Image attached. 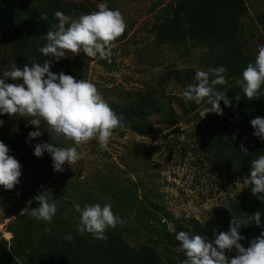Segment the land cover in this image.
<instances>
[{"label":"rangeland","instance_id":"obj_1","mask_svg":"<svg viewBox=\"0 0 264 264\" xmlns=\"http://www.w3.org/2000/svg\"><path fill=\"white\" fill-rule=\"evenodd\" d=\"M241 1L243 14L237 18L221 16L220 25L200 28L187 0H107L126 23L110 59L81 52L56 61L39 48L58 18L49 23L42 14L51 7L74 21L105 0H9L7 5L0 0V78L13 65L50 60L51 71L94 83L124 124L113 130L106 149L95 139L85 142L77 146L82 159L73 169L65 164L56 172L47 153L33 154L35 143L50 140L46 123L41 122L42 135L26 143L35 126L18 115H0V141L21 164L19 187L0 186V264H182L179 242L175 235L168 240L166 232L176 228L212 240L213 230H228L237 199L251 193L250 184L243 187L248 175L238 162L227 163L229 135L216 121L219 115L210 112L201 119L205 105L185 103L182 92L192 77L196 83V71L222 65L226 82L215 89L230 101L241 93V72L264 45V0ZM175 70L191 71L179 78ZM220 107L226 108L223 101ZM129 108L138 115L130 117ZM61 146L73 145L65 140ZM40 193L57 205L50 233L24 211L37 206L34 197ZM93 203H110L127 223L107 229L106 240L79 235L74 205ZM259 227L264 228V215L260 226L241 227L244 247L260 235ZM225 255L230 259L235 249Z\"/></svg>","mask_w":264,"mask_h":264},{"label":"clouds","instance_id":"obj_2","mask_svg":"<svg viewBox=\"0 0 264 264\" xmlns=\"http://www.w3.org/2000/svg\"><path fill=\"white\" fill-rule=\"evenodd\" d=\"M54 15L58 23L54 30L47 31L46 43L39 51L43 56H51L56 61L68 53L75 55L81 52L89 58L109 60L112 43L122 36L126 28L121 12L110 9L107 0L97 4L96 11L81 15L74 21H70L60 11ZM41 18L46 21L47 15L42 14ZM50 63V60L42 63L33 61L23 68L13 65L11 70L3 72L0 78V115H18L35 126V130L28 132L26 143L40 137L41 122L46 123L50 140L35 143L33 154L41 157L47 153L51 157L53 170L62 172L65 164L71 167L82 159L77 146L95 139L99 148L104 150L113 130L122 128L124 124L123 118L113 111L94 83L85 79L77 80L63 71L55 73L50 70ZM225 72L226 68L222 65L207 71H196V83L184 88L182 98L185 103L205 105L199 112L201 119L210 112L222 115L220 101H223L225 107L231 105L225 92L215 89V85L225 84ZM9 78L12 83L8 82ZM237 83L248 100L264 95V45L257 47L255 60L242 70L241 79ZM3 123L0 120V125ZM250 124L254 129L252 135L264 141V117H255L250 120ZM65 140L71 141L73 146H61ZM241 151L246 152L243 145ZM9 152L8 146L0 141V186L7 190L13 189L21 176V164ZM249 184L252 195L264 202V154L251 160L250 175L243 181V187ZM34 199L37 206L25 208L24 211L34 220L43 222L44 232L50 233L49 225L57 213V205L41 193ZM223 206L231 213L227 202ZM74 209L80 214L77 233L81 236L87 233L94 239L106 240L107 229L127 223L126 219L112 211L110 203L86 204L83 208L74 205ZM175 215L179 217L180 213ZM190 215V212H186L185 219ZM261 217L259 211L246 217L231 215L228 230L219 233L213 230L212 240L201 234L177 232L175 239L185 257L182 264H264V228L247 247L240 243L244 239L240 234L241 227H248L253 222L260 226ZM162 222L167 221L162 218ZM65 239L71 241V234L66 235ZM233 249L235 255L228 259L225 250L230 252Z\"/></svg>","mask_w":264,"mask_h":264},{"label":"trees","instance_id":"obj_3","mask_svg":"<svg viewBox=\"0 0 264 264\" xmlns=\"http://www.w3.org/2000/svg\"><path fill=\"white\" fill-rule=\"evenodd\" d=\"M3 1L6 2L7 0ZM8 1L4 4L7 5ZM187 4H189L187 8L190 14L196 17V21L199 23L200 28H202L204 24L211 28L220 25L218 19L221 16L232 14L237 18L239 14H243L242 12L244 9L241 0H187ZM239 11L240 13H238ZM56 12V9L53 10L51 7H48L45 14L47 15L49 23H55L57 17H55L54 14ZM190 71L191 70H175L174 74L180 78L182 72L187 73ZM184 76L187 80L188 75ZM192 79L193 77L189 81L190 84H192ZM189 83L186 84V86L189 85ZM191 105H194V103L191 102ZM128 111L130 117L138 115L133 108H129ZM258 116L264 117V95L254 100H248L245 98L241 89L239 96L231 101V105L226 107L222 111V115H219L216 120L228 130L229 138L225 140L229 141L226 145L228 151L226 158L227 163H231L232 161L238 162L241 171L243 172L245 170L247 175H250L251 160L264 154V141L252 135L254 129L250 124V120ZM133 127L137 131H140L138 126L134 125ZM241 145L246 149V152L241 151ZM230 149L231 151L235 149L234 156L230 153ZM14 187H19V183L15 184ZM237 200L239 205L234 212L235 217L240 216L242 213H245V216H249L257 211L261 213V216L264 215V202L257 199V196H253L252 193L242 195ZM250 201H253V203ZM258 231H261L260 227ZM177 232L176 228L172 234L166 232V238L170 241L174 240V235H176Z\"/></svg>","mask_w":264,"mask_h":264}]
</instances>
